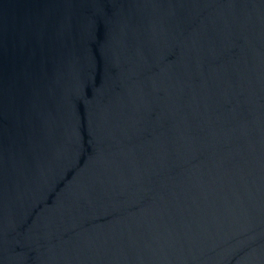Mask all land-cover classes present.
<instances>
[{"label":"water","instance_id":"1","mask_svg":"<svg viewBox=\"0 0 264 264\" xmlns=\"http://www.w3.org/2000/svg\"><path fill=\"white\" fill-rule=\"evenodd\" d=\"M0 264H264V0H0Z\"/></svg>","mask_w":264,"mask_h":264}]
</instances>
